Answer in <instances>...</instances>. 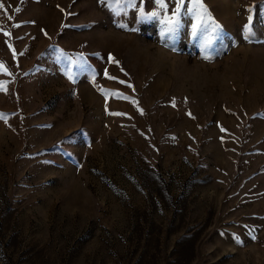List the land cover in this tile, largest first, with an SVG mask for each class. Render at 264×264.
Masks as SVG:
<instances>
[{"label": "rangeland", "instance_id": "rangeland-1", "mask_svg": "<svg viewBox=\"0 0 264 264\" xmlns=\"http://www.w3.org/2000/svg\"><path fill=\"white\" fill-rule=\"evenodd\" d=\"M203 3L219 29L186 0L165 40L163 13L0 0V264H264V0Z\"/></svg>", "mask_w": 264, "mask_h": 264}, {"label": "snow or ice", "instance_id": "snow-or-ice-1", "mask_svg": "<svg viewBox=\"0 0 264 264\" xmlns=\"http://www.w3.org/2000/svg\"><path fill=\"white\" fill-rule=\"evenodd\" d=\"M186 0H175V8L172 9L171 15H168L167 12V0H154L155 8L158 11L154 10L151 12H145L143 9H140V5L138 0H98L102 6L106 7L114 16V18H120L122 16H127L129 10H136L138 11V16L141 19H154L158 17L161 13L164 14V19L160 21L161 24L165 25V27L161 30L160 35L165 40H172L175 37V33L180 28V16H181V9L185 8ZM191 7L186 8L187 12L193 13L194 22L191 24V35L193 37H197L198 33L200 32L201 28L205 25L206 20L205 16H207L208 21H212V17L208 14V9L203 3V0H190ZM3 8V5L0 4V9ZM213 22V31L219 29V25ZM116 26L122 30H130L135 31L136 29H128L126 24L119 22L117 19ZM245 33L250 36L251 31L248 25H245L244 29ZM4 35H9L8 33H4ZM211 40L205 41V46L210 44ZM54 52L58 53L57 60L61 61L64 64V68L62 69L66 78L71 82L74 80V72L73 69L75 67L76 70L87 72L89 71V66L87 65L86 60L84 59L83 55L77 56H69L68 54L64 53L63 50L60 49H53ZM206 58V57H205ZM111 62H115L109 57ZM0 71L5 72L6 69L3 64H0ZM104 75L109 79H114L108 76L107 71L105 70ZM94 79V77H93ZM123 83V82H121ZM5 86L0 84V90H4ZM135 104V101H132ZM174 106V105H173ZM0 118H3L0 116ZM223 130V129H222ZM235 238V237H234ZM237 239V243L240 241Z\"/></svg>", "mask_w": 264, "mask_h": 264}]
</instances>
